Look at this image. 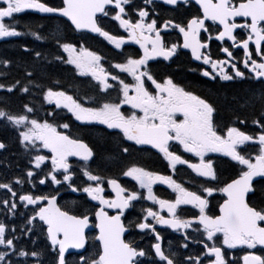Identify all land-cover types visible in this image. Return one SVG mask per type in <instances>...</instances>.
Here are the masks:
<instances>
[{"label":"snow or ice","instance_id":"1","mask_svg":"<svg viewBox=\"0 0 264 264\" xmlns=\"http://www.w3.org/2000/svg\"><path fill=\"white\" fill-rule=\"evenodd\" d=\"M162 3L181 7L190 6L193 0H162ZM144 4L151 7H135L133 0H62L60 6H50L45 0H0V39L31 36L43 42L45 37L34 30L35 26L19 18L18 14L32 10L65 17L75 31L98 34L116 49H121L126 43L125 38L110 34L98 22L100 17L110 16L127 32V40L142 51L138 58L128 55L124 62L110 65V68L119 70L113 73L103 66L101 61L104 58L100 54L82 43L78 47L65 42L58 32L53 34L57 51L48 63L58 61L72 66L69 71L74 76L91 77L101 93L114 90L116 98L109 100L104 96L81 95L79 89L69 94L66 90L46 86L34 77L43 68L41 61L47 57L41 51L21 45L24 53L32 55L33 64L20 68L22 78L10 83L0 82V90L9 94H38L45 104L54 107L45 109V116L41 118L36 115L37 109L31 101L23 103L19 112L0 106V124L15 133L16 142L29 156L30 165L24 178L0 181V189L6 190L0 206L6 216L13 217L21 215V206H32L31 214L24 215L22 227L17 228L14 222L11 225L0 222V248L3 249L0 250V264H43L39 259L40 252L26 250L18 243L20 235H28L31 239L30 234H34L37 228L46 232L49 250L55 254V264H235L227 250L264 248V89L245 101L231 98L241 106L249 103L261 106V116L252 120L255 130L245 132L236 126L246 124L240 117L220 128L216 122L218 108L215 104L174 82L171 76L157 79L149 66V61L158 57L171 60L183 48L189 49L195 60L210 66L211 72L201 70L204 77L216 80L218 76L225 82L250 80L264 85V0H194L198 5L197 14L188 18L186 23L164 20L160 26L155 16L150 17V12L157 8V0H144ZM130 11L138 18H125ZM237 18H243V23H238ZM208 21L211 25L206 23ZM212 26H216L217 41L223 42L227 38L232 42L230 46L223 43L219 46L227 59H213L211 55ZM169 27L178 30L183 37L182 44L165 43L161 32ZM237 29L244 32L239 40L234 34ZM202 31L209 33L207 40L201 39ZM235 47L242 48L243 61L234 57L230 48ZM61 50L67 58L59 54ZM241 62L247 74L238 67ZM11 64L8 59L0 60V67L4 69ZM54 83L59 84V81ZM33 89L40 91L33 93ZM224 101L228 103L229 97L225 96ZM124 105L128 110H122ZM58 110H66L80 125L105 126L108 130L105 135L118 141L119 158H126L134 151L154 149L167 162L172 174L163 175L135 163L126 165L120 175L135 182L131 189L122 186L117 178L94 174L90 165L95 155L93 149L73 136L71 131L58 130L71 128L69 122H55L61 114ZM7 149L8 144L0 139V152ZM178 149H182V153ZM42 150H47L50 155L41 154ZM183 153L191 154L199 162H191ZM209 153L229 158L237 168L236 174L221 181L215 161L208 158ZM69 157H77L83 162L78 167L89 183H74ZM48 161L50 165L46 163ZM183 165L195 173L188 181L195 185L192 190L173 178L179 171L177 166ZM37 182L39 185L47 182L49 188L67 184L72 192H82L97 204L81 213L70 212L57 202L59 188L45 194L23 187L30 184L34 189ZM157 182L167 185L175 193V198H158L153 191ZM105 183L115 192L114 198L103 195ZM137 186L145 191L137 190ZM214 193L220 194L222 202L218 203L217 212L210 213L209 197ZM257 193L259 205L251 200ZM145 199L162 210L166 209L168 218L152 207H145L141 203ZM182 205H191L197 212L186 216ZM137 206L140 215L135 220L128 219L126 211ZM156 225L165 226L182 236L176 250L171 244L168 249L162 246L163 238ZM93 229L96 232L90 242L89 232ZM136 229L145 236L151 235L153 242L148 248L135 239L125 238L126 233ZM192 233L198 234L199 239ZM189 240L203 244L196 255L179 251L189 248ZM29 257L36 259L30 260ZM240 259L243 264H264V255L254 251H245Z\"/></svg>","mask_w":264,"mask_h":264},{"label":"flooded vegetation","instance_id":"2","mask_svg":"<svg viewBox=\"0 0 264 264\" xmlns=\"http://www.w3.org/2000/svg\"><path fill=\"white\" fill-rule=\"evenodd\" d=\"M50 6H60L62 4V0H45ZM133 5L135 7H146L150 8L151 5H145L144 0H133ZM198 6L192 3L190 6H181V7H168L164 4H161L157 1V8L155 12H150V17L155 16L158 22V26L162 25L164 20H172L174 22H185L192 15L197 14ZM19 18L22 22L31 24L33 26L38 27V21L41 18L43 21H46L48 27L50 28V35L54 33L63 34V40L65 42H71L76 44L78 47L82 43L84 47L89 50H93L96 53L103 56V52L105 48L113 53L114 57H118L119 52H124L127 48L129 51L134 52L132 55L133 58H138V55H142V51L139 49V46L127 40V32L124 29L119 27L118 22L111 19V17H100L98 22L104 28V30L108 31L112 35L123 36L125 38L126 43L121 46V49H116L114 45L110 44L103 37L94 36L90 33H77L72 28L69 27V23L65 21H61L57 19L55 16H42L34 13L32 10H27L22 14H18ZM131 19H137L136 13L133 11L129 12L128 17ZM238 23H243L242 20H238ZM211 25V22H206ZM59 24V25H58ZM55 25V26H54ZM215 27L212 26L210 32L212 34V39L209 42V50L213 59H227L225 53L219 50V46L223 43L224 46H230L232 44L231 41H228L225 38V41L220 42L215 39ZM164 37V41L166 44L171 43H183V37L179 34L178 30H173L171 27L168 29H162L161 32ZM243 29H237L236 34L237 39L239 40L240 36L243 35ZM209 33L201 32L200 36L202 40H207ZM29 41H34V39L29 38ZM0 41H4L8 44L9 48L12 49L16 54L11 55L15 59L22 60V54L17 51V47L21 42H24L23 39L12 37V38H4L0 39ZM47 43H49V47L47 48V58L48 61L52 60V55L56 53L57 49L53 42V37L47 39ZM104 46V47H103ZM103 47V48H102ZM254 47V46H251ZM233 52L234 57H236L237 61H243V50L240 47L230 48ZM128 51V52H129ZM202 51H205L202 49ZM125 53H127L125 51ZM60 54L67 58V54L63 53L62 50ZM3 59H6L5 56H2ZM259 60L258 57H254ZM13 60V59H12ZM236 62V61H234ZM101 63L105 67L104 60L102 59ZM149 66L151 71L154 73L157 79H161L165 76H171L174 82L189 88L193 92L199 94L202 97L207 98L213 104H215L218 108V113L216 115V122L220 128H223L226 124H232L236 121L237 117L244 119L246 124L236 126L240 127L241 130L245 132H252L256 129V126L252 124V120L261 116V106L257 104H247L248 107L254 106L255 112L246 114L242 116H237L231 114L228 111L229 102L225 103L224 97H230L233 93H240L244 95L251 96L253 93H259L262 89H264V85H261L257 81L250 80H236V81H221L217 76L216 80H212L209 77H204L201 75V70H207L211 72V68L209 65H204L202 61H195L191 56V52L187 49L180 48L178 54L171 58L169 61H164L162 58L158 57L155 60L149 61ZM72 66L63 65L58 61H53L51 64L48 63V69L57 68L61 71H64L68 75L71 76L69 69ZM227 68V66H225ZM238 67L244 70L247 74V70L243 68V63H238ZM193 69V70H190ZM228 71H231L230 68H227ZM118 69H114L111 72L116 73ZM72 72V71H71ZM124 75V74H122ZM50 76V75H49ZM81 78H91V77H81ZM128 80H131V77H128ZM54 79H52V83H54ZM94 81V80H93ZM2 82V81H1ZM97 83L96 81H94ZM54 90H57L55 87H52ZM79 89V93L87 94L90 97H100L104 96L109 100H115L116 92L114 90H109V93H101L98 90V84L95 85H80L70 87L67 86L65 88L69 94H73L77 92ZM75 90V92L73 91ZM217 95H221L223 98V102L220 101V98ZM26 103L21 100V97L18 94L14 93H6L3 90H0V106H6L11 111L19 112L21 110V105ZM33 106H38L37 103H32ZM47 109L54 107V105L45 104ZM245 108V107H244ZM247 108V107H246ZM122 110H128V106L124 105ZM61 112L60 116L56 118V123H65L69 122L71 124L70 130H66L63 128L58 129L62 132L71 131L73 136L82 139L85 143L89 145L90 148L93 149L95 155L92 161L90 162L91 169L94 174H100L105 177H114L117 178L118 181L129 189L133 187L135 184L134 181H131L130 178L122 177L120 175L121 169L129 164H139L145 166L147 169L155 171L157 173L163 175H171V169L167 167V162L163 160L162 156L157 153L154 149H150L146 152H132L126 158H119L117 153V143L115 137H108L105 135L106 128L103 125H80L79 122H76L74 118H71V114L67 113L66 110H58ZM45 115L41 116L43 118ZM51 121L52 117H48ZM0 139L4 140L8 144L7 151L0 152V181L8 182L13 180L15 177L24 178L26 170L30 167L28 160L29 156L24 152V150L19 146L16 142L15 133L10 129L4 127L3 124H0ZM179 153H182V149H178ZM41 154L50 155L47 150H42ZM116 154V155H114ZM186 159H190L193 163H198V158L191 156V154L183 153ZM208 158H212L215 161V167L217 168L218 174L220 175L221 181L227 180L233 177L236 174L237 168L234 166V162H232L229 158L220 156L216 153H209ZM69 162L72 164V168L70 171L74 173L73 181L76 185L81 184V182L89 183L86 181V178L83 177L79 164H82V161H79L77 157H69ZM50 165V161L46 162ZM179 171L176 175L173 176L178 182L184 184L185 187L190 190L195 188V185L189 183V177H194L195 173H192L191 169H188L186 165L177 166ZM42 178V177H41ZM61 178L62 177H58ZM203 179V178H200ZM260 180V178H257ZM19 188V186H15ZM25 190H32L34 192L43 191L47 194L49 191L55 188H59L60 191L57 195L58 204L66 210H69L73 213H81L84 212L86 208L90 207L93 204H97L95 201H90L87 199L86 194L82 192H72L71 189L67 187V184L64 185H52L51 188L48 187L46 182L45 185H39L37 182V187L32 188V185L25 184ZM105 191L103 195L106 198H114L115 192L112 191L110 186L104 185ZM137 190L144 192L145 190ZM154 194L158 196V198L173 200L175 198V193L167 187V185L161 184L157 182L153 185ZM6 190L0 189V199H2L5 195ZM146 194V193H145ZM10 195V194H9ZM210 205L209 212H217L218 211V203L222 202L220 194L214 193L213 197H209ZM253 203L259 205V193L257 196L251 197ZM19 203V201H17ZM145 207H152L154 211L160 212L161 215L168 218V213L166 209H160L159 205L153 204L151 201L143 200L141 202ZM32 206H28V208H23L21 206L20 212L21 215L11 216L5 215V211L2 206H0V222L12 224L15 223L17 228H20L24 225V215H30V209ZM182 209L185 210L184 215L190 216L192 213L197 212L196 209L192 208L191 205H182ZM131 213V215H129ZM128 219L135 220L138 215H140V208L137 206L135 209H130L125 213ZM128 220H125L127 224ZM157 230L162 235V246L165 249H168L169 244H171L173 250L177 249V245L182 242L183 238L179 233L173 232L171 229H168L165 226L156 225ZM191 232V229L188 230ZM96 230L93 229L89 232L90 242L91 237L95 234ZM18 235H20L18 233ZM31 239H29L28 235H20L19 246L24 247L26 250L35 249L40 252L41 255L39 259L43 261V264H55L54 261V253H52L50 249V242L46 239V232H41L39 228L35 230L34 234H30ZM193 236H197L198 234L192 233ZM126 239H135L137 243L141 244L143 247L148 248L149 244L153 242L151 235L145 236L144 233H141L138 229L130 231V233L125 234ZM189 243V248L179 249L180 252H190L193 255L199 253L203 244L197 243L195 240L187 241ZM0 250H3L0 248ZM74 251V250H69ZM230 252V259L235 261V264H243L242 255L245 251H254L258 255H264V248L257 246L256 249L246 250L242 248H237L234 250H227ZM30 260H35L36 258L29 257Z\"/></svg>","mask_w":264,"mask_h":264},{"label":"trees","instance_id":"3","mask_svg":"<svg viewBox=\"0 0 264 264\" xmlns=\"http://www.w3.org/2000/svg\"><path fill=\"white\" fill-rule=\"evenodd\" d=\"M39 22H40L39 25H38L39 28H40L39 32L42 33V34H46L47 33V28H46L47 26H46L45 21H43L40 18ZM27 47H29L30 49H35V50H42V48H44V49L46 48V44H39V45H34V46L30 45V46H27ZM3 53L5 55H8L10 58H12L14 60V63L19 65L20 68L25 66V65L31 66L33 64V57L29 53H24L21 50V53L24 56L23 61H21L19 59L13 58L11 56V55L16 54V52H13L12 50H10L7 47H5L2 44H0V54H3ZM44 56H46V51L45 50H44ZM41 64L43 65V68L40 71H38L36 77H34V78L39 80V81H41L46 86H50L52 84V79L58 80V81L63 82V83H65L67 81H71V83H74L75 86L76 85H81L72 75L70 76L67 73H65L64 71H61V70H59L57 68L48 69L47 59L46 60H42ZM14 73L17 74L18 71L13 70V73L12 72L7 73L6 74V80L7 81L10 80L14 76H17L18 78H22V75H18V74L15 75ZM37 91L39 92L40 90L39 89H33V93H37ZM27 95L31 96L32 94H27ZM217 96L220 98V101L223 102V98L221 97V95H217ZM232 97H236L240 101H245L250 96L249 95H244V94L240 93L239 91H237V93H233L232 95H230L228 111L231 114L244 117L243 115L255 112L254 106H252L251 108L248 107V106H241L240 104H237L236 102L232 101L231 100ZM258 105L259 104L257 103V106ZM116 154H118V152ZM116 154H114V155H116Z\"/></svg>","mask_w":264,"mask_h":264},{"label":"water","instance_id":"4","mask_svg":"<svg viewBox=\"0 0 264 264\" xmlns=\"http://www.w3.org/2000/svg\"><path fill=\"white\" fill-rule=\"evenodd\" d=\"M54 15H57V16H59L58 14H54ZM63 18H65V17H63ZM67 19V18H66Z\"/></svg>","mask_w":264,"mask_h":264},{"label":"bare ground","instance_id":"5","mask_svg":"<svg viewBox=\"0 0 264 264\" xmlns=\"http://www.w3.org/2000/svg\"><path fill=\"white\" fill-rule=\"evenodd\" d=\"M59 25V24H58ZM55 26V25H54Z\"/></svg>","mask_w":264,"mask_h":264}]
</instances>
